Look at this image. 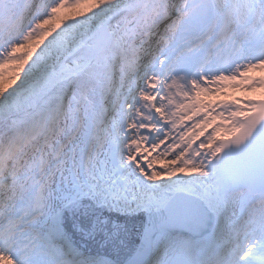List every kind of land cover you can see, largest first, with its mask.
Here are the masks:
<instances>
[{"label": "snow or ice", "instance_id": "obj_1", "mask_svg": "<svg viewBox=\"0 0 264 264\" xmlns=\"http://www.w3.org/2000/svg\"><path fill=\"white\" fill-rule=\"evenodd\" d=\"M81 2L0 0V264H264V0Z\"/></svg>", "mask_w": 264, "mask_h": 264}, {"label": "bare ground", "instance_id": "obj_2", "mask_svg": "<svg viewBox=\"0 0 264 264\" xmlns=\"http://www.w3.org/2000/svg\"><path fill=\"white\" fill-rule=\"evenodd\" d=\"M83 1V0H82ZM83 3H79V4H75L72 7H67L65 9H60L57 13V16H62L64 14L69 15L70 19L73 18H79L84 14H90V10L94 9L95 5H94V1L91 3H88V5H82ZM77 9H74L76 6H79ZM56 16V17H57ZM40 42H30L28 47L31 48V50H33V56L35 51H39V48L42 47L40 44ZM20 50V49H19ZM18 63L19 62H13L11 64H6L4 65V76L2 78H0V83H3L5 86H7L10 82V78L15 75L14 69L16 67H18Z\"/></svg>", "mask_w": 264, "mask_h": 264}, {"label": "rangeland", "instance_id": "obj_3", "mask_svg": "<svg viewBox=\"0 0 264 264\" xmlns=\"http://www.w3.org/2000/svg\"><path fill=\"white\" fill-rule=\"evenodd\" d=\"M94 0H84V1H82V5H88V3H91V2H93ZM81 5H79V6H76L75 8H73V10L74 9H77L78 7H80ZM69 19H70V16L69 15H66V14H64V15H62L61 17H56L55 18V20H54V23H56V22H59L60 23V25H58L55 29L56 30H59V28L62 26V24L64 23V22H68L69 21ZM51 24H53V21H52V23L51 22H49L48 23V27H50L51 26ZM52 34H54V32L53 33H50L48 36H46V37H43V38H41L40 40H33V42H40L39 44L41 45V46H43V43H46L47 42V39H49L50 38V36L52 35ZM192 175H195L196 173H191ZM177 175H183L182 173H178Z\"/></svg>", "mask_w": 264, "mask_h": 264}]
</instances>
